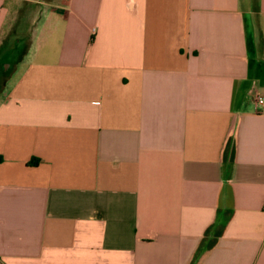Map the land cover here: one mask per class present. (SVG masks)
Returning a JSON list of instances; mask_svg holds the SVG:
<instances>
[{
  "label": "crops",
  "instance_id": "crops-1",
  "mask_svg": "<svg viewBox=\"0 0 264 264\" xmlns=\"http://www.w3.org/2000/svg\"><path fill=\"white\" fill-rule=\"evenodd\" d=\"M0 66V264H264V0H0Z\"/></svg>",
  "mask_w": 264,
  "mask_h": 264
},
{
  "label": "rangeland",
  "instance_id": "rangeland-1",
  "mask_svg": "<svg viewBox=\"0 0 264 264\" xmlns=\"http://www.w3.org/2000/svg\"><path fill=\"white\" fill-rule=\"evenodd\" d=\"M54 2H56V0H54ZM12 56H13V54L11 55V57ZM11 57L9 58V56H7V57L5 56L3 58V61H6V63L9 64L11 59H12ZM3 68H4V66H2V67L0 66V88H1V86L3 84L4 79H5L4 76H3V73H4V69Z\"/></svg>",
  "mask_w": 264,
  "mask_h": 264
},
{
  "label": "built area",
  "instance_id": "built-area-1",
  "mask_svg": "<svg viewBox=\"0 0 264 264\" xmlns=\"http://www.w3.org/2000/svg\"><path fill=\"white\" fill-rule=\"evenodd\" d=\"M255 105L261 107L264 105V96H257L255 99Z\"/></svg>",
  "mask_w": 264,
  "mask_h": 264
},
{
  "label": "trees",
  "instance_id": "trees-1",
  "mask_svg": "<svg viewBox=\"0 0 264 264\" xmlns=\"http://www.w3.org/2000/svg\"><path fill=\"white\" fill-rule=\"evenodd\" d=\"M38 162H39V160H37V159H33V160L31 161V164L36 165Z\"/></svg>",
  "mask_w": 264,
  "mask_h": 264
}]
</instances>
